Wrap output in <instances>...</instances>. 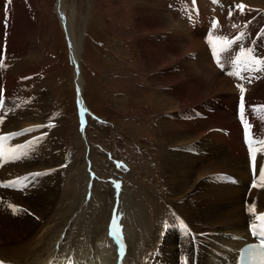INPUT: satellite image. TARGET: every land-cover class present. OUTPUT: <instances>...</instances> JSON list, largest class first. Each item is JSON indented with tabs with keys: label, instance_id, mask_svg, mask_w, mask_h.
Listing matches in <instances>:
<instances>
[{
	"label": "bare ground",
	"instance_id": "6f19581e",
	"mask_svg": "<svg viewBox=\"0 0 264 264\" xmlns=\"http://www.w3.org/2000/svg\"><path fill=\"white\" fill-rule=\"evenodd\" d=\"M219 1L221 2L222 0ZM172 2H174L175 6L177 5V2ZM237 2L242 6H246L239 13L232 10V5L227 4L222 6L219 12L210 10L206 12L205 9V12H203L205 18L210 15L212 18L208 20V29L204 30L205 34L208 31L210 35L202 38L205 41H211L220 56L223 55L224 59L228 60L236 53L234 48H230L229 39L235 36L234 33L247 23L248 18L252 19L256 12H264V7L259 4H251L248 0H238ZM36 3L39 4L38 6L43 7L40 1ZM63 4L64 0H56L54 12L56 11L59 16L55 13L62 29L68 34L71 62L77 65L83 52L82 35L79 38L80 41L78 40L79 43L76 42L72 26L66 20ZM146 4L149 8H154L161 17L162 12L160 9L162 6L164 8L165 5H160L156 0H146ZM9 5H11V13L8 15L3 14V17H0V21L6 25V30L0 26V39L5 37L7 51H13L16 55L19 53L24 54V51L27 52L31 49L22 50L20 46V40L25 36L24 29L29 25L30 21L27 15L29 13L26 12L28 11L26 2L25 0H10ZM173 7L170 10H173ZM199 9V6L192 5L190 7V11L194 12V14L199 13ZM43 10L42 12L45 14ZM143 12L146 13L144 16L147 20L146 25L138 23L137 26L139 27L133 30V33L138 36H134V40L138 43H142L146 39L143 36L147 35L154 27L150 20L149 12L145 8ZM229 12L231 15L228 18L227 14ZM5 15L8 20L5 18L4 22ZM144 17L140 18L143 19ZM112 18L123 30L126 28L127 25H125L124 18L115 17L114 14H112ZM172 18H174L173 15L169 14L170 21L174 22ZM213 18H217L219 21L217 27L212 25ZM256 19L258 20L259 18ZM186 21L191 22L192 18L187 16ZM196 24L190 26L193 31L196 30ZM37 25L38 23L34 27L31 25V28L33 30L39 28ZM248 25L252 28V33L260 23L259 21H254L253 18ZM238 26L240 28H237ZM173 29L177 30L175 25H173ZM33 30L32 32H34ZM179 32L186 36L185 43L189 44L187 52H185L190 53L191 56H188L195 62L193 64L189 63L193 69L192 71L202 75L214 74L220 81H226L230 78L232 87L228 88L223 83L218 85L219 88L225 91L221 101L224 106H227L226 112L229 113L226 114L229 121H222L218 123L219 126H211L208 122L201 123L200 125H195L192 129L191 127L189 128L191 130L190 135L185 133L183 135L178 128L183 130L186 128L180 125L182 121L168 116L172 114V110L169 107L165 109L166 113L163 117L158 113L159 117L156 122L158 138L156 137L154 143H156V148L160 151L161 176L164 177L166 196L177 197V200L171 206L182 220L181 225L177 224V226L168 229L164 225H154L152 227L144 223L145 219L142 215V210L131 200V197L123 195L117 198L109 195L107 199H112L111 204L105 200L109 204V210L113 216L109 221L114 219L116 222L118 221L119 226L115 227L111 224L109 232H106V226L97 225V216L94 219L89 216L88 212L90 209L88 204L84 203V200L93 196L94 199L100 198L103 202L106 199V192L103 196V193L96 189L93 179L90 180L89 190L86 189V186L80 187V180L77 179L76 174L78 169L71 170L70 161L64 157L62 149L57 156H49L47 153L49 148L59 146V135L62 133L63 123L60 126L62 121L58 117H53L54 115L48 107L47 93L46 91L43 93L40 83L34 75V68L37 69L38 60L40 59L36 55H32L28 60H25V68L17 69L16 63L8 64L12 58H5L0 67L2 84L6 83L4 74L7 70H11L12 75L17 78L10 79L16 84L21 82L19 80L21 76L33 75L26 83V93L17 96L13 100L11 99L12 89L10 90V87H8L7 96L9 100L3 104L1 109L3 119L0 123V131H13L26 126H32L33 128L36 124L40 125L42 123L55 126V130L53 131L54 136H49L47 139H37L29 148L17 154L11 161L0 167L1 179H9L23 173L44 172L38 175L36 180L20 196L16 193L6 194L13 201L14 206L18 208L14 216L8 214L0 206V259L3 264H115V241L118 237L123 238L126 246L121 264H225L222 262V253L225 252L223 245L235 246L236 244L226 241L223 236L229 234L241 235L244 233L246 212H244L242 200L244 203L250 198L256 201L257 210L264 208V187L261 190H251L247 198H245L249 177L245 155L239 141V128L233 121L235 96L232 94L238 91V86H241L247 89L249 103H264V75H262L261 71L252 72L247 70L245 74L246 80L241 74H235L236 71L232 68H227L222 75L213 67L207 51L202 48L203 44L200 41V37L195 35L194 39L190 40L185 30L180 29ZM139 37L142 38L140 39ZM234 43H239L238 39ZM258 43L263 47V41ZM27 45L29 44L27 43ZM26 47H23V49ZM256 51L258 52L259 49ZM26 52L24 55L27 54ZM29 53L32 54V51H29ZM167 53L171 54V51ZM179 57L177 56V59ZM163 61L162 69H169L171 64H177L176 61ZM147 65L154 66L151 60L147 62ZM179 65L184 69L186 67V63L183 61ZM79 68L76 66V72L73 73L74 86L77 94L83 95V79L81 74H79ZM153 72L154 75L150 82L153 81L155 86L150 85V87L154 97L156 90L158 95L160 94V99L157 103V109L160 112L166 104H178L180 102L179 97L176 95H179L181 89L176 87L171 90L169 85H173L174 75L168 79L161 72L157 73L155 68ZM176 74L181 76V72L177 71ZM261 75L262 77L259 80H254L252 84L250 83L252 79ZM160 80H163L166 85ZM200 80L191 78L184 86H180L185 89L187 95L194 96V91L202 86ZM158 81H160L162 86L156 88ZM206 107L209 110L208 106ZM191 110L194 113L192 117L194 125L195 114L196 112L198 113L199 109L195 107ZM86 127L82 131L83 135H85ZM212 128L214 130L219 128L224 133L223 136L226 137L215 136ZM32 131L34 130H29L28 136L34 135ZM226 142L228 147H232L234 151H228L226 164L218 168L223 169L224 173L235 177V182L227 184L216 181V184H219L220 187L234 189L235 200H225L222 197L213 196L208 186L211 180L210 177L216 174V170L209 167L214 166L207 161L205 154L204 158L189 154V151L193 149L194 143H196L202 153H205L204 150L207 149L215 157L218 155L225 157L224 147ZM263 153L264 146L258 149L257 156L260 158ZM188 157L193 162H190ZM194 157H196V160H194ZM234 159L239 160V167L242 166L246 169V171L242 169L240 175H237L238 172L233 166ZM238 177H241L242 182L237 181ZM85 182L89 183L87 176H83L81 183ZM64 199L66 200L65 202ZM89 200H86V202ZM119 219L123 220L122 224ZM134 226L138 227V231L143 229L145 235L141 237V234L139 235L135 231L136 228L134 229ZM163 226L166 229L165 231ZM131 229H133V232ZM215 240L220 244L219 247L215 245Z\"/></svg>",
	"mask_w": 264,
	"mask_h": 264
},
{
	"label": "rangeland",
	"instance_id": "374dc122",
	"mask_svg": "<svg viewBox=\"0 0 264 264\" xmlns=\"http://www.w3.org/2000/svg\"><path fill=\"white\" fill-rule=\"evenodd\" d=\"M4 1L0 0V17L3 14L8 15L11 13L10 0H8L7 9L2 6ZM37 1H40L43 7L38 6ZM171 1L177 2V5L175 6L174 2ZM237 1L198 0L199 13L194 14V12L190 11L192 4H190L189 0H156L160 5H165L164 8L162 6L160 9L162 12L161 22L168 21L171 27H164L163 23H161L157 29L151 30L147 35L143 36L146 39L142 43H138L134 40L136 34L133 33V30L139 27L137 26L138 23L146 25L147 20L144 17L146 13L143 12L144 6L146 7V0H64L63 8L66 20L72 26L76 42L79 43V38L82 35L83 52L80 62L76 65L80 67L79 74H81L83 79L82 97L88 110L102 122L99 123L87 117L88 124L85 135H83L82 132L77 130L74 119L73 67L70 65L69 52L66 49V39L68 41L69 37L65 31L61 30L62 26L57 18L58 14L56 11L54 12L56 0H25L26 9L28 10L26 12L29 13L27 15L28 19H30L28 24L30 26L28 25L24 29L25 36L21 38L20 46L22 50L27 48L34 49H30L27 52L24 51V54L25 52L27 53L26 55L23 53L16 55L13 51H7L5 58H12L8 64L16 63L17 69L25 68V60H28L32 55H36L40 59L38 60V71L34 68V75L38 79L43 93L44 91L47 93V103L51 113L54 115L53 117H58L62 121L60 126L63 123V130L59 135V146L49 148L47 151L49 156L59 155L62 149L64 157L70 161L71 170L78 169L76 174L77 179L80 180V187L88 184L87 182L81 183L83 176H87L89 171H94L97 177L99 179L101 177V179L99 182L98 180H91L96 185V189L103 193V196L106 192L104 201L107 200L110 204L112 199L107 198H109V195H113L114 190L116 192L117 189H113L111 193L107 178L111 180L121 179L123 188L120 192L121 195L131 197V200L142 210V215L145 219L144 223L149 224V226L164 225L163 223L156 224L160 219L167 221V224L174 222L173 213L175 211L171 204L177 200V197L166 196L164 177L161 176L160 171V151H158L156 143H154L158 136L156 124L159 117L158 113L163 117L166 113L165 109L169 107L172 110V114L168 116L182 121L180 125L185 126V130L178 128L183 135L184 133L190 135L191 130L189 128L191 127L192 129L195 125H200L201 123L208 122L211 126H219L218 123L229 121L228 117H226V114L229 113L226 112L227 106H224L221 101L225 91L219 88L218 85L223 83L228 88L232 87L230 78L226 81H220L214 74L202 75L192 71L190 64H193L194 61L189 57L191 56L190 53H186L189 44L185 43L186 36L179 31L180 29L185 30L190 40L194 39L195 35L199 36L203 44L202 48L205 49V39L202 37L210 35L208 31L205 34L204 30L208 29V20L212 16L205 18L203 12L205 10L206 12H209L208 10L219 12L220 8L225 4L234 5ZM248 2L264 7L263 0H248ZM167 3H169V9L166 6ZM235 5H239V2ZM172 7L173 10H170ZM243 7L246 6L244 5ZM42 9H44L45 14H43ZM256 13L259 18L264 19L263 12ZM112 14L115 17L124 18L125 25H127L124 30L114 21ZM169 14L173 15L174 18L172 19L174 22L170 21ZM6 15L3 19L4 22ZM142 16L144 17L143 19L140 18ZM187 16L192 18L191 22L186 21ZM6 19L8 20V18ZM214 19L217 21L215 24L217 27L219 21L217 18H213L212 21ZM252 19L247 21H252ZM255 20L261 23V20ZM36 23H38L37 27L40 29L35 28L33 30L31 25L34 27ZM195 24L196 30L193 31L190 26ZM173 25L176 26V31L173 29ZM172 35H176V37ZM28 36L31 38H27ZM139 38L141 39L142 37ZM23 47L26 48L23 49ZM29 51H32V54ZM168 51H171V54L167 53ZM177 56L182 57L177 59ZM149 60L154 66L147 65ZM163 60L176 61L177 64H171L169 69H162ZM182 61L186 63L185 69L179 65ZM154 68L157 73L161 72L168 79L174 75L173 85H169L171 90L176 87L181 89L179 95H176L179 97L180 102L178 104H166L160 112L157 109L160 94L158 95L156 90L154 97L150 87V85L155 86L153 81L150 82L154 75ZM177 71L181 72V76L176 74ZM246 71H236L235 74H241L247 80V77H245ZM32 75L21 76L19 78L21 82L17 83V85L10 80L15 78L12 75V71H6L4 74L6 83L3 85L6 87V93L8 92V87H10V90L12 89V100L26 93V83ZM191 78L201 79L202 83V86L194 91V96L187 95L185 89L180 86H184ZM160 81L166 85L163 80ZM160 81H158L156 88L162 86ZM0 84H2V77H0ZM79 95L81 96L80 93ZM232 95L235 96V93ZM211 99L213 100L211 101ZM206 106H208L209 110L206 109ZM195 107L199 109L198 114L203 113L204 118H195V124L193 125L192 117L194 113L191 109ZM35 126L32 134H41L38 140L54 136L55 126L46 123L36 124ZM213 133L215 136H223L224 134L219 128L213 129ZM224 149L225 157L222 155L215 157L207 149L204 150L205 153H202L197 144L194 143L193 149L189 151V154L200 158H204L206 155L207 161L214 166L209 168L215 169L216 174H219L224 173L223 169L218 167L226 164L228 151H234L232 147H228L227 142ZM194 160H196V157H194ZM238 161L234 159L233 166L238 172L237 175H240L241 170L244 168L238 166ZM190 162L193 161L190 159ZM115 167H117V170ZM243 171H246V169ZM215 175L210 177L211 180L209 181L208 187L211 194L216 197H222L225 200H235L234 189L220 187L219 184H216ZM237 181L242 182L241 177H238ZM88 199L91 201L86 202ZM88 199L85 198L84 203L89 206V216H92L93 219L97 216V225L106 226L112 217L109 204L106 201L102 202L100 198H98V201L93 196ZM122 219L120 221L121 224L123 223ZM137 228L134 226L135 231L139 235L141 234V237L145 235L143 229L138 231ZM166 229L168 228L166 227ZM131 230L133 232V229Z\"/></svg>",
	"mask_w": 264,
	"mask_h": 264
},
{
	"label": "crops",
	"instance_id": "0c3cea01",
	"mask_svg": "<svg viewBox=\"0 0 264 264\" xmlns=\"http://www.w3.org/2000/svg\"><path fill=\"white\" fill-rule=\"evenodd\" d=\"M145 10H147L150 16V20L154 24V27L152 30H155L159 27L161 23H163L164 27H171L170 22L168 21H163L161 22L159 13L154 9V8H149L146 4V7L144 6ZM173 37H176V35H172Z\"/></svg>",
	"mask_w": 264,
	"mask_h": 264
},
{
	"label": "snow or ice",
	"instance_id": "6c2138e0",
	"mask_svg": "<svg viewBox=\"0 0 264 264\" xmlns=\"http://www.w3.org/2000/svg\"><path fill=\"white\" fill-rule=\"evenodd\" d=\"M243 7V6H241ZM244 89L241 87V93H243ZM244 98L243 95L241 96V103L243 104ZM35 175H39V174H35ZM259 219L264 220V215H261L260 217H258Z\"/></svg>",
	"mask_w": 264,
	"mask_h": 264
}]
</instances>
